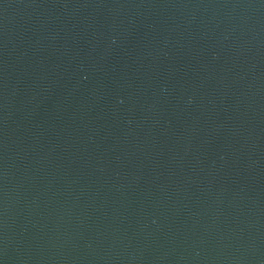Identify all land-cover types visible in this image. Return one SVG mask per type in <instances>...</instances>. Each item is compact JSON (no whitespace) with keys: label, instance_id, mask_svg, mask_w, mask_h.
<instances>
[{"label":"water","instance_id":"obj_1","mask_svg":"<svg viewBox=\"0 0 264 264\" xmlns=\"http://www.w3.org/2000/svg\"><path fill=\"white\" fill-rule=\"evenodd\" d=\"M0 264H264V0H0Z\"/></svg>","mask_w":264,"mask_h":264}]
</instances>
